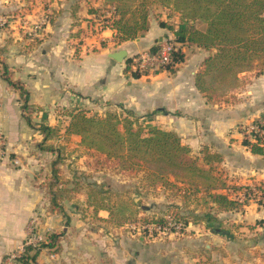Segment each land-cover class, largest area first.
Listing matches in <instances>:
<instances>
[{
	"label": "rangeland",
	"instance_id": "374dc122",
	"mask_svg": "<svg viewBox=\"0 0 264 264\" xmlns=\"http://www.w3.org/2000/svg\"><path fill=\"white\" fill-rule=\"evenodd\" d=\"M101 4V0H0V79L4 82L5 88L6 80L3 74L7 73L11 77L13 72L12 67L10 68V65L6 63V57L11 52L15 55L21 54V57L28 62L26 67L31 72L35 71L36 63L41 64L42 58L40 66L46 68V72H50L58 56V53L53 51L54 47L65 50L64 58L75 57L80 52L92 50L95 44H103L110 48L122 47L123 42L117 44L114 35L112 40L104 39L105 36L100 35L98 27L102 26L103 16L107 14ZM89 10L97 11L90 13ZM152 10L154 11L151 20L155 22L156 14L172 24L178 20V14L169 8L157 6ZM88 14L91 15L89 19L91 27L95 23H100L97 29L90 30L86 27L89 23H84V19L88 18ZM174 19L176 22L173 21ZM82 22L86 25L81 26ZM195 26L204 29L205 21L197 20ZM94 39L97 42L92 41ZM134 39L127 41H134ZM170 41L173 42L172 39ZM130 62L131 57H128V63ZM22 87L25 92L24 95L19 94V107L28 132L32 135L21 141L23 145L21 151L11 152L8 148L5 155L13 164L22 163V161L23 164H27L37 175L40 185L43 184L46 200L42 209L38 210L31 220L35 221L34 224L45 244L50 241L51 234L59 235L58 240L51 247H44L41 250L45 252L49 260L50 254L62 251L67 240L64 232L75 231L79 226L81 233L88 237L100 234L104 238L109 236L110 239H114L121 233L124 237L148 240L160 247L159 250L166 259L165 263L171 257L177 264H264V212L259 217L254 209L249 211L244 206L238 210L214 211L209 205L203 203L200 192L190 195L186 200L181 192L167 187L159 186L147 191L138 187L139 177L116 172L111 164L101 163L100 160L103 157L84 146L80 142L79 135L65 134L64 129L69 122V112L75 108H82L88 114L97 115V110L68 105L69 102L64 104L52 102L46 106L47 109L44 107L43 110V106H36L30 101L28 89L23 84ZM64 92L61 93V97ZM226 96L227 102L222 98L214 104L220 107L237 108L245 114L248 113V109L253 113L256 112V114L250 112L251 115L245 118L248 120L236 124L237 130L242 134V125L264 113V74L259 76H254L251 72L241 74L236 89L227 92ZM53 98H55L54 95L50 96L48 101ZM27 118L30 119V123H27ZM140 118L143 122L151 124L154 123L150 120H156L155 117L149 121L145 117ZM49 119L54 120L55 123L51 126H57L58 135L49 139L43 147L38 146L43 136L38 131V125L47 124ZM157 119L159 123L154 125H165V122L160 121V117ZM50 145L53 150L46 149ZM193 152L198 154V149ZM57 153L62 156L57 165L61 182L53 187L65 186L69 193L68 195L63 193L58 197L63 211H57L56 207L52 209L46 192L47 184L53 180L50 163ZM15 159L20 161L14 163ZM90 184H102L114 191H121L126 200L131 199L132 202H137L139 213L135 220H127L121 225H116L110 220L107 221V211L99 210L95 214L92 207L86 203V188ZM260 185L262 186V183ZM261 200L264 207V198ZM208 210L216 214L218 218V221H214L210 228H207L202 220L193 217L200 216ZM182 216L186 218V223ZM159 217L165 220L161 227L158 223L150 221L152 218ZM215 228L228 230L231 236L220 234L215 231ZM90 248L92 251L95 250ZM23 251L24 248L20 252H9L2 264H19L18 259ZM55 262L63 264L59 259ZM36 263L39 264L37 258Z\"/></svg>",
	"mask_w": 264,
	"mask_h": 264
},
{
	"label": "crops",
	"instance_id": "0c3cea01",
	"mask_svg": "<svg viewBox=\"0 0 264 264\" xmlns=\"http://www.w3.org/2000/svg\"><path fill=\"white\" fill-rule=\"evenodd\" d=\"M87 17L84 19V23H89L86 27L97 29L99 23L91 27V15ZM173 21L176 22V19ZM84 23L81 26L86 25ZM98 28L104 39L112 40L111 28ZM173 37L172 32L151 20L147 31L134 41L123 42L122 47L95 44L92 50L66 58L63 48L54 47L53 51L58 56L50 72L40 66L42 58L41 64L36 63L35 71L31 72L21 54L15 55L13 52L6 57V63L13 69L11 78L19 80L28 89L30 101L36 106H43V110L52 102H69L68 105L97 110V115L111 108H123L148 121L155 117L157 122L150 120L154 124L159 123L157 118L160 117L159 120L165 125L159 127L176 131L192 150L208 145L220 152L223 161L218 167L228 184L264 185V154H252L242 143V134L236 128L238 122L248 120L245 118L256 112L248 109L245 114L237 108L212 104L194 85V73L208 55L207 51L194 45L182 46L184 59L177 64L174 72L163 69L134 76L130 65L127 67L128 57L134 53L149 49L161 39ZM92 41L97 42L95 39ZM120 48L126 50L122 61L109 56ZM52 95L55 98L48 101ZM18 97V89L7 82L5 88L0 79V131L5 135L7 149L11 152L21 151V141L32 135L22 117ZM53 123L52 119L47 121L48 125ZM18 163L13 164L5 154L0 156V264L9 252L20 251L19 247L27 235L28 221L36 216L46 200L45 191L33 169L23 161ZM229 193L233 194L231 190ZM256 194L259 195V191ZM238 197L240 200L245 198L241 192ZM262 205L249 199L243 206L249 211L254 209L260 217L264 212ZM64 233L67 240L62 251L50 254V260L45 252L40 251L37 255L39 264H59L55 262L56 259L63 264H177L171 257L165 263L160 247L142 238L124 237L121 233L114 239L109 236L104 238L100 234L88 237L81 233L79 226L75 231L67 230ZM90 247L95 250L92 251Z\"/></svg>",
	"mask_w": 264,
	"mask_h": 264
},
{
	"label": "trees",
	"instance_id": "16d2710c",
	"mask_svg": "<svg viewBox=\"0 0 264 264\" xmlns=\"http://www.w3.org/2000/svg\"><path fill=\"white\" fill-rule=\"evenodd\" d=\"M101 1L107 12L103 16L106 24L101 23L102 27L109 25L117 44L134 39L148 30L154 7L169 8L178 14L175 24L163 20L159 14L154 16L158 26L171 31L174 35L172 40L180 43L172 51L171 61L165 69L174 72L177 64L183 61L182 46L194 45L207 51L208 55L194 73V85L212 104L222 98L228 101L226 94L236 89L241 74H264V0ZM96 11L89 10L90 13ZM197 20L205 21L204 29L195 26ZM157 46L158 42L149 49L154 51ZM132 73L134 76L140 74L135 71ZM3 78L17 88L19 94L24 95L25 90L19 80H13L7 73L3 74ZM26 121L30 123V119L27 118ZM38 131L43 135L38 144L42 147L59 132L57 126L43 123L38 125ZM64 132L66 135H79L84 146L103 157L101 163L111 164L116 172L139 177L138 187L146 191L163 186L181 192L186 200L190 195L200 192L203 203L214 211L238 210L249 199L261 204V198H264L263 184L250 186L227 183L218 167L223 161L220 152L202 145L198 154H194L176 131L143 122L129 109L106 110L101 115H91L82 108H75L69 112V122ZM242 143L252 154H264L261 145L246 138L242 139ZM46 149L53 150V147L50 145ZM61 159V154L57 153L50 163L53 180L47 184L46 191L52 209L57 208V211H63L58 197L63 193L69 194L65 186L53 187L61 182L57 166ZM229 190L233 192L232 195ZM86 191V203L92 207L93 212L96 214L99 210L107 211V221L116 225L135 220L139 213L138 203L126 200L121 191H114L102 184H90ZM255 191H259V195ZM239 192L244 195V200L239 199ZM193 217L202 220L207 228L218 221L216 214L210 210ZM183 219L186 223V218ZM150 221L160 226L165 222L162 217L152 218ZM219 233L231 236L228 230ZM49 238L47 244L39 241L34 245H25L18 259L19 264H37L39 252L44 247H51L59 235L53 233Z\"/></svg>",
	"mask_w": 264,
	"mask_h": 264
},
{
	"label": "built area",
	"instance_id": "2783aa9c",
	"mask_svg": "<svg viewBox=\"0 0 264 264\" xmlns=\"http://www.w3.org/2000/svg\"><path fill=\"white\" fill-rule=\"evenodd\" d=\"M177 46L179 47L180 43L163 39L158 42V46L154 51L150 49H144L131 55V62L129 64L130 69L132 71L139 72L140 74H150L158 70L165 69L167 64L171 61L172 51L176 50L178 48ZM241 128L243 129V138L257 143L264 148V113L258 115L255 119L249 121L247 124L242 125ZM6 151V138L5 135L0 131V156L6 154ZM17 162L18 161L15 159L14 163ZM34 223V220L30 221L27 227L26 238L19 247L20 251L27 244L34 245L39 241H42V237ZM13 255L15 256V254Z\"/></svg>",
	"mask_w": 264,
	"mask_h": 264
},
{
	"label": "water",
	"instance_id": "95a60500",
	"mask_svg": "<svg viewBox=\"0 0 264 264\" xmlns=\"http://www.w3.org/2000/svg\"><path fill=\"white\" fill-rule=\"evenodd\" d=\"M109 56L112 57V58H114L115 60L122 61L123 58H125V56H126V50L125 49H120V50L111 52L109 54ZM215 231L218 232V233L219 232H222V230L219 229V228H215Z\"/></svg>",
	"mask_w": 264,
	"mask_h": 264
}]
</instances>
